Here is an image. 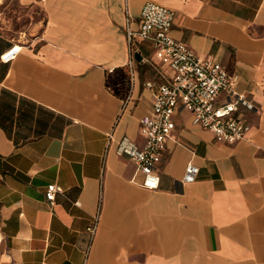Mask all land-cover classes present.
Returning <instances> with one entry per match:
<instances>
[{
    "label": "crops",
    "instance_id": "crops-1",
    "mask_svg": "<svg viewBox=\"0 0 264 264\" xmlns=\"http://www.w3.org/2000/svg\"><path fill=\"white\" fill-rule=\"evenodd\" d=\"M7 1L0 54L17 24L26 42L0 61V264H264V0ZM148 1L174 10L171 36L258 108L242 110L250 129L235 144L177 113L156 190L117 150L142 145L144 84L170 75L150 44L128 65L126 15ZM188 163L198 175L182 183Z\"/></svg>",
    "mask_w": 264,
    "mask_h": 264
},
{
    "label": "built area",
    "instance_id": "built-area-1",
    "mask_svg": "<svg viewBox=\"0 0 264 264\" xmlns=\"http://www.w3.org/2000/svg\"><path fill=\"white\" fill-rule=\"evenodd\" d=\"M174 17V10L148 1L143 4L137 21L127 14L124 25L130 68L134 54L139 51L135 44L145 43L150 44L155 59L170 70L164 82L146 81L144 84L151 93V108L139 120L142 145L122 138L117 149L119 154L133 160L141 177L138 184L147 190L159 187L158 165L176 128L174 116L177 113L187 112L191 122L211 132L216 142L235 144L243 140L250 129L242 110L258 112L252 101L235 90V78L225 66L199 56L171 36ZM25 42V34L21 32L17 42L0 54V61L12 60ZM197 175L198 168L188 163L182 183L193 182ZM58 191L60 188L54 183L46 186L45 198L50 205ZM96 226L97 218L86 228L90 238L94 237Z\"/></svg>",
    "mask_w": 264,
    "mask_h": 264
},
{
    "label": "rangeland",
    "instance_id": "rangeland-1",
    "mask_svg": "<svg viewBox=\"0 0 264 264\" xmlns=\"http://www.w3.org/2000/svg\"><path fill=\"white\" fill-rule=\"evenodd\" d=\"M10 0H8L7 2H9ZM10 3V2H9ZM4 4H6V2H4ZM9 7L10 6H8L7 8H6V10L8 11L9 10ZM18 29V24L16 25V27L13 29H11V30H9L10 31V33L12 34V35H14V36H19V33L17 32L16 34L13 32V31H15V30H17ZM23 37H24V35H22ZM148 77V75L144 72V74H143V78H147Z\"/></svg>",
    "mask_w": 264,
    "mask_h": 264
},
{
    "label": "water",
    "instance_id": "water-1",
    "mask_svg": "<svg viewBox=\"0 0 264 264\" xmlns=\"http://www.w3.org/2000/svg\"><path fill=\"white\" fill-rule=\"evenodd\" d=\"M135 56H136V57L139 59V56H138V54H136Z\"/></svg>",
    "mask_w": 264,
    "mask_h": 264
}]
</instances>
